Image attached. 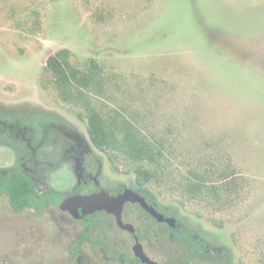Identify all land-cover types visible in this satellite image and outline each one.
Masks as SVG:
<instances>
[{
	"label": "rangeland",
	"instance_id": "1",
	"mask_svg": "<svg viewBox=\"0 0 264 264\" xmlns=\"http://www.w3.org/2000/svg\"><path fill=\"white\" fill-rule=\"evenodd\" d=\"M61 49L76 67L96 63L104 89L93 104L160 140L159 165L120 153L110 159L94 147L84 105L61 98L47 67ZM12 114L50 136L58 125L86 136L103 164L104 187L142 184L137 169H149L142 185L226 249L228 264H264V0H0V117ZM7 156L0 149V161ZM193 171L224 190L199 194ZM56 172H43L40 186L75 182L66 169ZM63 217L44 212L42 242L25 249L29 237L9 224L38 216H15L0 198V264H64L75 231ZM147 249L156 261L183 264L181 247L165 236ZM87 259L107 264L101 253Z\"/></svg>",
	"mask_w": 264,
	"mask_h": 264
},
{
	"label": "flooded vegetation",
	"instance_id": "2",
	"mask_svg": "<svg viewBox=\"0 0 264 264\" xmlns=\"http://www.w3.org/2000/svg\"><path fill=\"white\" fill-rule=\"evenodd\" d=\"M34 125L33 122L24 121L21 117H15L13 114L11 117H0V149L8 155L7 158L0 161V173L6 177H9L11 173H23L31 179L34 186V196L31 197L33 204L22 208L14 206L6 192H0V198L4 197L7 200V205L15 216L21 215L25 210L34 211L38 216L35 221L30 218L25 222L15 218L9 224V230L16 235L29 237L30 241L25 245V249L32 250L35 242L37 245L42 242L44 224L39 220V217H42L44 212L58 209L67 218V221L71 220L72 230L75 231L74 236L65 246L64 264H89L87 257L90 254L100 253L101 257L106 259L104 261L107 264H152L151 260L155 264H177L171 260L159 262L150 255L147 245L150 246L153 241H157L162 236L167 237L170 243L181 247L183 258L180 262L183 264H190L198 260L211 261L212 264H228V261L225 260L228 256L227 250L210 242L195 230V238L199 239L201 243L193 252L189 251L190 248L188 249L185 245V240L179 239L173 231L185 224L169 207L162 206L142 184L104 187L99 177L103 172V164L98 157L93 155L91 145L82 133L66 129L64 125H58L57 128L61 132L56 136H50L47 131H36ZM52 137H54L53 144H46L48 141L52 143ZM48 138L49 140L46 141ZM44 143L45 147H49L47 151L42 147ZM53 145L56 149L51 150L50 147ZM61 168L62 170L66 169L72 179L75 177V182L67 183L68 185L62 187L43 188L40 186L43 172L49 178L53 172L57 173L56 171ZM7 184L10 185L9 180ZM133 186H137V188ZM127 188L144 197L147 204L162 214L165 219L176 218L175 225L172 226L167 220H159L139 201H126L123 204L120 218L113 210L106 208L97 209L85 215L82 208H78L77 215L70 210L61 208L62 202L75 194L89 195L106 191L111 196L117 197ZM52 190L60 192L62 199L56 204L49 201L47 206H43V194ZM51 219L55 221L58 220V217L51 214ZM65 227V224L62 225V229ZM58 228L60 229L61 226ZM121 233H126L131 241L129 242L128 239L129 244L126 247L121 244V240H125ZM139 246H141L140 250ZM138 251L143 252L150 261L143 260ZM35 264L43 263L36 262Z\"/></svg>",
	"mask_w": 264,
	"mask_h": 264
},
{
	"label": "trees",
	"instance_id": "3",
	"mask_svg": "<svg viewBox=\"0 0 264 264\" xmlns=\"http://www.w3.org/2000/svg\"><path fill=\"white\" fill-rule=\"evenodd\" d=\"M69 49H61L51 55L47 60V67L53 73V82L59 94L65 101H75L83 104L86 110L87 131L93 145L106 152L110 159L118 153L133 161H146L160 164L163 157L162 142L148 137L130 120L121 116L106 117L93 104V95L101 94L104 83L100 78L97 65L94 61L89 69L76 67L72 64ZM139 182L142 184L149 180L153 173L147 168L137 169ZM196 179L192 183L193 189L199 194L206 191L218 193L224 189L218 184L207 185V179L199 171L192 172ZM144 177L143 180L140 178ZM10 181V185L7 181ZM137 188V186H133ZM0 192H6L14 206L18 208L32 205L34 186L30 178L23 173H11L9 177L0 173ZM43 206L48 202L58 203L62 195L58 191H49L43 194ZM179 239L185 240L189 251L193 252L200 246V240L195 238V231L186 225L173 229ZM204 244V243H202Z\"/></svg>",
	"mask_w": 264,
	"mask_h": 264
},
{
	"label": "water",
	"instance_id": "4",
	"mask_svg": "<svg viewBox=\"0 0 264 264\" xmlns=\"http://www.w3.org/2000/svg\"><path fill=\"white\" fill-rule=\"evenodd\" d=\"M128 200L139 201L145 208H147L154 215H156L159 218V220H167L172 226L175 225L176 218L169 217L165 219L162 214H160L153 207L147 204L144 197H142L141 195H139L137 192H135L130 188H127L124 193L120 194L117 197L111 196L106 191H101L89 195L75 194L73 196L67 197L62 202L61 208L63 210H70L75 215H77L78 208H82L84 215L94 212L97 209L106 208L108 210H113L120 218L123 204ZM140 249L141 246H139V250ZM138 254L141 255L143 260H147V259L149 260V258L143 252L138 251ZM150 262L152 264H155V262L152 260Z\"/></svg>",
	"mask_w": 264,
	"mask_h": 264
}]
</instances>
